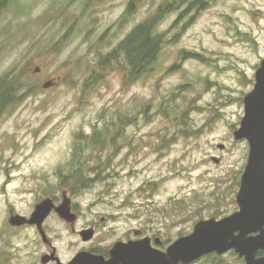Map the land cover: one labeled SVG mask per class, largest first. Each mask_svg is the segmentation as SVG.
Segmentation results:
<instances>
[{"label":"rangeland","instance_id":"rangeland-1","mask_svg":"<svg viewBox=\"0 0 264 264\" xmlns=\"http://www.w3.org/2000/svg\"><path fill=\"white\" fill-rule=\"evenodd\" d=\"M129 1L12 0L0 9V79L25 76L22 99L0 114V264H32L45 252L36 228L9 220L29 218L47 198L72 203L77 228L98 223L109 239L142 228L166 245L238 209L249 144L234 132L264 58V0H208L198 13L182 4L158 27L166 44L152 75L127 83L112 65L89 82L101 57L164 0L137 1L126 22ZM95 130L117 145L85 151L86 176L96 177L100 160L104 169L76 192L61 177L77 140ZM64 222L53 210L44 223L62 232ZM50 238L64 259L74 253L72 237ZM218 256L191 264H245L234 250Z\"/></svg>","mask_w":264,"mask_h":264},{"label":"water","instance_id":"water-1","mask_svg":"<svg viewBox=\"0 0 264 264\" xmlns=\"http://www.w3.org/2000/svg\"><path fill=\"white\" fill-rule=\"evenodd\" d=\"M37 67L35 72H40ZM53 81L43 87L50 88ZM244 116L240 127L234 132L236 140H247L249 156L236 202L238 209L222 218L199 220L192 233L180 236L166 250L154 249L146 245V239L129 244H117L112 253L120 255L123 264H191L210 254L223 255L234 250L245 264H264V58L255 74V85L244 96ZM224 149V145H219ZM219 162L218 158H213ZM55 210L62 218L69 221L76 219V214L63 203L56 206L52 198L37 204L29 218L14 215L12 225H41ZM83 237H92L91 230H84ZM148 240V239H147ZM84 255L77 256L73 264H84ZM48 257H44L46 262Z\"/></svg>","mask_w":264,"mask_h":264},{"label":"trees","instance_id":"trees-1","mask_svg":"<svg viewBox=\"0 0 264 264\" xmlns=\"http://www.w3.org/2000/svg\"><path fill=\"white\" fill-rule=\"evenodd\" d=\"M10 1L12 0H0V9L6 8ZM137 1L141 0H130L128 2L121 20L128 22V17H131L135 12ZM168 1L164 0L151 15L132 28L128 35L111 52L101 57L99 62L100 71L96 74L97 72L93 70L92 76L88 79L89 82L93 83L102 80L101 70L107 71L112 65H116V69L122 72L127 83L149 77L155 72L159 56L166 44L165 34L160 32L158 27L167 14L179 9L180 5L188 2L190 4L187 11L195 9L198 13L209 7L208 0ZM188 57L198 60L203 59L199 53H189ZM22 75V73H10L0 79V114L22 99L24 93L23 80L25 79V76ZM113 144L117 145L116 137H109L105 132L102 133L101 130H95L85 139H78L67 164L70 169L69 174L61 177L62 184L72 187L77 192L99 180L100 174L104 169L101 162L104 161L100 160L97 162V168L93 170L96 177H88L86 172L89 171V161L85 157L86 152L91 151L93 153L97 150L111 147ZM69 181H73V183ZM259 254L263 255L264 252L261 251ZM207 256L219 258L216 254Z\"/></svg>","mask_w":264,"mask_h":264},{"label":"flooded vegetation","instance_id":"flooded-vegetation-1","mask_svg":"<svg viewBox=\"0 0 264 264\" xmlns=\"http://www.w3.org/2000/svg\"><path fill=\"white\" fill-rule=\"evenodd\" d=\"M53 202L56 204L54 199ZM65 203L71 208V212L76 214V219L79 218V214L72 207V203ZM62 219L65 221L62 224V232H51L46 228V226H48V224L46 223H42L41 225H14L17 226L16 228H23L27 226L36 228L38 237L37 239L44 244L45 252H39L40 254L31 260L32 264H73L77 256L81 253H85L84 264H123V262L121 261L122 257L120 255H113L112 253L114 247L119 243L129 244L131 242H137L146 239V245L148 247L150 244L152 248H157L160 250H166L170 245V243L166 245V238H162L158 234L150 233L142 228H136L132 231L128 230L127 232L118 234L114 239H109L108 237L110 236V233L101 234L100 224L98 223L93 222L89 225L77 228L75 222L69 221L65 218ZM107 219L108 217L105 216L102 218V221L105 222L107 221ZM84 230H91L92 237L89 239H85L83 237ZM50 236L72 237V240H70L67 246H70V248L74 250V253L64 259L62 257V248L60 246H57L55 241L52 240ZM38 251L39 250H37L36 252ZM45 256L48 257L46 262L44 261Z\"/></svg>","mask_w":264,"mask_h":264}]
</instances>
